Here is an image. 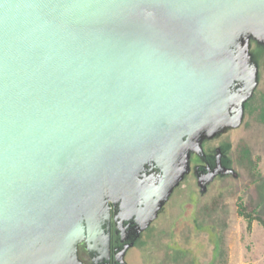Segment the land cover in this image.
I'll return each mask as SVG.
<instances>
[{
	"label": "water",
	"instance_id": "1",
	"mask_svg": "<svg viewBox=\"0 0 264 264\" xmlns=\"http://www.w3.org/2000/svg\"><path fill=\"white\" fill-rule=\"evenodd\" d=\"M240 11L264 0H0L1 233L84 232L111 189L134 204L138 169L233 93L239 45L206 31Z\"/></svg>",
	"mask_w": 264,
	"mask_h": 264
},
{
	"label": "rangeland",
	"instance_id": "2",
	"mask_svg": "<svg viewBox=\"0 0 264 264\" xmlns=\"http://www.w3.org/2000/svg\"><path fill=\"white\" fill-rule=\"evenodd\" d=\"M245 14H229L220 32L206 34L239 45L237 79L248 87L232 86L229 100L169 146L165 168L153 156L144 163L162 178L116 216L114 251L107 208L119 197L104 191L80 220L84 232L70 222L24 238L0 233V264H264V15ZM83 234L90 249L81 259Z\"/></svg>",
	"mask_w": 264,
	"mask_h": 264
},
{
	"label": "flooded vegetation",
	"instance_id": "3",
	"mask_svg": "<svg viewBox=\"0 0 264 264\" xmlns=\"http://www.w3.org/2000/svg\"><path fill=\"white\" fill-rule=\"evenodd\" d=\"M230 85L233 87H243L246 85V80H238L236 77H233L230 81ZM245 83V84H244ZM244 84V85H242ZM242 85V86H241ZM144 167V168H143ZM142 171H140L139 174V178L141 180L140 185L138 186V188L136 189V202L138 203L139 199H140V192L142 191V189L144 187H146L147 185H156L160 182L161 178H162V174H161V170H159L156 166H154L153 168L149 167L148 165H145L141 167ZM146 170V171H145ZM107 192H109L110 195L115 196V197H119L118 201H115V198L113 199V197L110 198L109 200V206L107 208V212L109 214V220H110V228H109V235H108V245L111 248L112 252L114 251V248L116 246V241H117V225H116V216H118V214H120L121 212L126 211L127 209H129L130 207H132L134 204H127L126 203V198L125 195L114 191L113 189L108 190ZM87 229H85L86 231ZM1 233V231H0ZM28 234L26 233V231H23L21 234V237L24 238L26 237ZM107 236V234H106ZM82 239L78 240V242L76 243L78 245L77 248V256L79 255V258H83V256L86 255V253H88L89 249H90V243H89V238L87 236H85L83 234V237H81Z\"/></svg>",
	"mask_w": 264,
	"mask_h": 264
},
{
	"label": "crops",
	"instance_id": "4",
	"mask_svg": "<svg viewBox=\"0 0 264 264\" xmlns=\"http://www.w3.org/2000/svg\"><path fill=\"white\" fill-rule=\"evenodd\" d=\"M242 78H244L245 80H246V82H247V78L246 77H242ZM247 85H248V83H247ZM238 89H242L241 87H238ZM247 89V88H246ZM244 90H241V92H243Z\"/></svg>",
	"mask_w": 264,
	"mask_h": 264
},
{
	"label": "trees",
	"instance_id": "5",
	"mask_svg": "<svg viewBox=\"0 0 264 264\" xmlns=\"http://www.w3.org/2000/svg\"><path fill=\"white\" fill-rule=\"evenodd\" d=\"M239 213H240L241 215H244V213H243L242 211H239Z\"/></svg>",
	"mask_w": 264,
	"mask_h": 264
}]
</instances>
